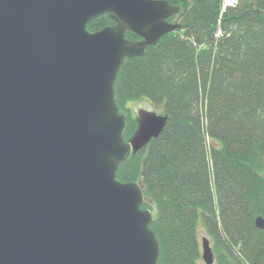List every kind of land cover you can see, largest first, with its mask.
Masks as SVG:
<instances>
[{
  "label": "water",
  "instance_id": "1",
  "mask_svg": "<svg viewBox=\"0 0 264 264\" xmlns=\"http://www.w3.org/2000/svg\"><path fill=\"white\" fill-rule=\"evenodd\" d=\"M179 11L166 0H0V264H158L144 186L117 172L167 116L144 115L126 141L115 83L126 58L179 27L167 20ZM103 14L116 23L89 30ZM255 223L264 229L262 215Z\"/></svg>",
  "mask_w": 264,
  "mask_h": 264
},
{
  "label": "trees",
  "instance_id": "2",
  "mask_svg": "<svg viewBox=\"0 0 264 264\" xmlns=\"http://www.w3.org/2000/svg\"><path fill=\"white\" fill-rule=\"evenodd\" d=\"M179 27L126 58L115 83L127 123L130 100L164 107L162 132L124 161L123 182L138 181L154 212L158 264H199V229L211 237L214 264H264V0H166ZM108 14L91 31L115 24ZM126 37H140L127 32Z\"/></svg>",
  "mask_w": 264,
  "mask_h": 264
},
{
  "label": "rangeland",
  "instance_id": "3",
  "mask_svg": "<svg viewBox=\"0 0 264 264\" xmlns=\"http://www.w3.org/2000/svg\"><path fill=\"white\" fill-rule=\"evenodd\" d=\"M129 107L131 108L132 114L135 116V118L138 121V128L140 126V123H141L144 115L149 114V113H158V114L162 115L163 111H164V107L162 105H157V104L153 103L147 97H144L141 99H136V100H130L129 101ZM138 128H137V131H138ZM202 236H207L211 240V237L207 234V232L203 229V227H200V229H199L200 240H201ZM211 244H213L212 240H211ZM199 264H205V262L203 261L202 258H201V261L199 262Z\"/></svg>",
  "mask_w": 264,
  "mask_h": 264
},
{
  "label": "built area",
  "instance_id": "4",
  "mask_svg": "<svg viewBox=\"0 0 264 264\" xmlns=\"http://www.w3.org/2000/svg\"><path fill=\"white\" fill-rule=\"evenodd\" d=\"M235 2H237V0H227L228 4H234Z\"/></svg>",
  "mask_w": 264,
  "mask_h": 264
}]
</instances>
